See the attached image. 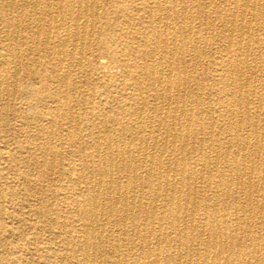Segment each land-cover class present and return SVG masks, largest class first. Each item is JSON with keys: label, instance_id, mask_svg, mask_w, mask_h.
Segmentation results:
<instances>
[{"label": "bare ground", "instance_id": "6f19581e", "mask_svg": "<svg viewBox=\"0 0 264 264\" xmlns=\"http://www.w3.org/2000/svg\"><path fill=\"white\" fill-rule=\"evenodd\" d=\"M258 1L229 0L222 41L233 59L216 62L213 85L223 87L207 90L193 74L214 35L204 4L0 0V106L44 140L23 159L35 168L31 193L65 191L69 210L53 217L63 248L41 264H264V81L257 88L258 67L247 63L260 41L235 36L247 25L264 31ZM108 60L121 69L115 78L102 76ZM165 122L173 126L158 145L153 132ZM54 136L71 142L75 160ZM9 151L0 145V159L14 164ZM48 206L38 210L59 212Z\"/></svg>", "mask_w": 264, "mask_h": 264}, {"label": "rangeland", "instance_id": "374dc122", "mask_svg": "<svg viewBox=\"0 0 264 264\" xmlns=\"http://www.w3.org/2000/svg\"><path fill=\"white\" fill-rule=\"evenodd\" d=\"M191 1H192V5H191L192 12H195V10L198 8L199 5L202 6L204 4L203 5L204 10L207 12L209 19L215 23V28L213 29V31H210L212 32L211 35L214 34L213 41H211L205 46L203 58H201L202 61H204L205 63L203 67L202 66L196 67L195 69L196 72L193 74L196 80H199V77L200 79L201 77H203L204 85L206 86L207 90L210 89L209 87H211L212 90L220 89L221 87H223L222 84L219 83V84L213 85L214 79H217V76H216L217 73L220 72V64L216 62H219L225 59L224 61L231 63V60L233 59V58H230V55L226 54L224 50V46H223L224 43L222 41V37L228 32L227 26L229 27V23H227V20H226V15L228 13L230 14L231 11H233V9L229 4V0H214L211 3V6L210 5L208 6L207 3L206 4L204 3L206 2V0H191ZM258 2L260 4L257 8H260L261 5L264 3V0H259ZM215 8H216V11H213L215 10ZM248 11L249 13H251V15H253L252 13H254L256 10L252 11L251 9H249ZM248 11L246 12L245 15L247 16V18H250L251 15L249 16ZM219 12L220 13L222 12L220 16H218V14H220ZM212 14L214 17L212 16ZM1 32H2V27L0 26V35H1ZM241 32L246 37L249 35L250 37L248 38L254 39V37L256 36L260 41V44H252L251 48H249L248 50L249 52H247L248 54L247 63L251 66L257 65L258 67L257 74L255 75L251 74L250 80L256 84L257 88H260L261 82L264 81V69L259 67L261 65H259L258 59L255 56V53L259 51L258 53L264 57V45H263L264 44L263 43L264 42V39H263L264 31L259 28H255L253 25H247L246 27L241 29V31L239 30V32H236L235 36L238 34H241ZM201 34L200 36H198L200 41L202 40ZM198 37L194 36L193 40H199ZM0 43L2 44L1 36H0ZM197 45L201 46V43L197 42ZM190 54L193 55V52H191ZM261 64L264 65V59ZM230 65L232 68L233 64H230ZM217 69H218V72H217ZM120 70L121 69L118 68L116 63L108 60V64H106L105 68L101 69V72L103 73L102 75L103 77L110 79L111 77L115 78V76H117L115 74H119ZM204 70L206 73L204 72ZM77 78H79V76ZM189 90H188V93L194 92V90L192 89H189ZM210 96H211L210 98L216 97L215 93L211 94ZM200 101L201 102L204 101L202 97H200ZM189 105L194 107V110L197 111L196 113H198L199 110L197 109L198 108L197 105L194 102L190 103V99L186 98L184 107L186 109L187 108L189 109L191 108ZM217 107L218 106L214 104L212 115H210L213 118L218 114L220 115L221 113V109H218ZM199 116L204 119L208 117V115L205 114L204 112H200ZM23 122L24 121L21 118L16 116V114L13 111L12 106L7 107V108L0 106V145L7 146L10 150L9 153L12 154L13 157H15L17 161V162L15 161L14 164L7 161L5 157L7 155L6 153H4V155H2L3 158L0 159V171H1L0 175H2L3 177L5 175V181L3 185L6 190V193L4 194L2 199L0 198V264H21V263L22 264H41L47 252L52 250L53 247L54 249L56 248L62 249L63 246L61 242V237H64L65 235L60 234V232H58V229H56L57 227L54 225L53 217H58V216L60 217L61 215L67 216L69 212V210L67 209L68 204L63 198L64 193H66L65 191L62 192L63 193L62 196L61 195L58 196V199H54V198L47 199L46 198V200L40 198L39 195H35L34 193H31L32 192L30 190L31 182H28L25 179L26 177L28 178L32 177L33 179L32 178L31 179L35 180L36 176H33L35 173V170L33 169L35 168L32 165H29L28 162L25 163V161H28L30 159L29 148L32 146H35V147L41 146L44 140L36 136L37 129L35 125H33L31 128L27 130V132H25L23 130L24 127H22ZM165 124H163V126L160 127L158 131L155 130L153 132L154 137H156L154 139L157 140L158 145L159 143L163 141L165 132L169 131V129L172 128L173 126V125L167 124L166 122ZM62 128H65V127H62ZM31 136H33L34 138L30 139ZM59 139H60L59 137L54 136V138L51 139L52 144L56 146V148L60 149L64 154H66L67 158L70 156L71 160L72 159L75 160L77 157H75L73 153H70L72 150L71 142H69L68 139L67 140L66 139L59 140ZM46 144H48V142ZM151 151L152 153H155V154L158 153V151H153V150ZM23 159L25 161H23ZM16 163H19V164H16ZM16 174L20 176L21 178L16 176ZM41 204L42 206L46 205V207L49 205L50 207L49 206L48 207L50 209L56 208L58 209L57 211L59 212L53 213L54 211H50L49 214H46V212L39 211L38 207L41 206ZM1 211L3 213H1ZM59 255H61V257L63 255H66V250H61ZM60 259L63 262H66L65 258H60Z\"/></svg>", "mask_w": 264, "mask_h": 264}]
</instances>
